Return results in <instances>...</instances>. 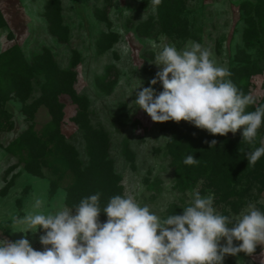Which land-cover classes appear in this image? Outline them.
<instances>
[{"label": "rangeland", "instance_id": "1", "mask_svg": "<svg viewBox=\"0 0 264 264\" xmlns=\"http://www.w3.org/2000/svg\"><path fill=\"white\" fill-rule=\"evenodd\" d=\"M172 1L170 9L167 0H0V115L8 113L13 122L11 130H0V239L26 237L42 251L40 229L13 232V217L31 210L37 197L45 200V213L71 207L72 164L63 165L61 187L51 195L56 178L50 168L32 174L26 151L11 150L23 132L44 135L51 127L46 102L53 94L42 97L51 86L62 90L60 132L77 153L82 191L103 186L108 199L130 194L160 216L181 214L194 190L214 193L217 210L231 217L250 202L264 210V157L255 165L246 159L264 140V126L252 143L243 140V129L222 136L231 147L217 169L215 153L204 150L213 140L206 130L185 121L155 123L129 107L139 81L151 86L159 70L152 43L183 49L190 41L209 48L233 83L255 98L248 111L264 105V0ZM180 143L183 160L192 154L202 162L193 179L173 167ZM262 250L258 245L251 256H227L224 264H264Z\"/></svg>", "mask_w": 264, "mask_h": 264}, {"label": "clouds", "instance_id": "2", "mask_svg": "<svg viewBox=\"0 0 264 264\" xmlns=\"http://www.w3.org/2000/svg\"><path fill=\"white\" fill-rule=\"evenodd\" d=\"M152 47L159 48L152 62L159 70L149 87L138 80L134 90H140L129 107L143 110L155 123L185 121L213 136L243 129V140L255 141L264 126V105L247 110L255 98L233 83L229 69L217 63L209 48L195 41L183 49ZM262 157L264 140L246 153L248 164ZM197 161L192 154L184 159L187 165ZM214 200V193L194 190L181 214L160 216L130 194L114 195L102 206L97 192L73 207L60 204L47 213L41 211L45 200L37 197L31 210L13 217V232L43 229V250L34 249L26 237L0 239V264H224L227 256H251L264 246V210L250 202L239 217H231L220 213ZM102 213L107 217L103 222Z\"/></svg>", "mask_w": 264, "mask_h": 264}, {"label": "trees", "instance_id": "3", "mask_svg": "<svg viewBox=\"0 0 264 264\" xmlns=\"http://www.w3.org/2000/svg\"><path fill=\"white\" fill-rule=\"evenodd\" d=\"M166 6L170 9L173 6L172 0H167ZM64 75H68L66 72H61ZM63 76V75H62ZM57 82V81H56ZM51 84V83H50ZM51 86V85H50ZM52 92V96L48 97V100L46 99L47 93ZM54 92V93H53ZM62 92V90H56L53 91V88L51 86L50 91L45 92L42 94V97L47 100L46 104H48L51 108V112L53 115V122L50 128H48L45 131L44 135H39L36 132L32 131H25L23 132L20 137L15 142V146L12 147L13 149H20L26 151V156L28 157L26 162V169L28 172L35 174V175H41L42 174V167L50 168L52 171L53 176L58 180L52 181L51 184V195H55L61 185L59 184V180H62L64 177L66 170L63 167L65 164H72L74 168L72 171H74V179L76 180V183L72 186H70L67 189V202L68 204L73 207L76 204L79 203V201L87 196H90L92 191L84 192L81 189V181H79L80 177V165L77 158V153L75 149L69 145L62 133L60 132V121H61V113L59 112L60 105L58 104V95ZM52 99V103H49V100ZM57 110V111H55ZM13 128V122L12 118L8 113H2L0 115V130L1 131H8ZM209 136L213 137V140H216V145L212 146L210 142L206 143L207 152L210 150L214 152L215 156V166L217 169L220 168L221 163L225 160L226 152H229V148L231 145L225 140L222 139V136H213L209 134ZM217 139L219 144L217 143ZM212 140V141H213ZM180 144H176L173 148L174 153H176L174 158V169L175 172L178 174L179 177H190L193 179L197 169L199 166L202 165L201 161H197V163L192 165H187L184 163V160L182 159V155L180 151ZM79 181V185H78ZM94 187H96L98 184L93 183ZM100 191H94L93 194H96L99 192L101 194V205L107 203L109 200L107 198V194L105 191H103V186H99ZM91 194V195H93ZM102 213L100 216V220H106L107 217ZM41 233L43 234V229H40Z\"/></svg>", "mask_w": 264, "mask_h": 264}]
</instances>
